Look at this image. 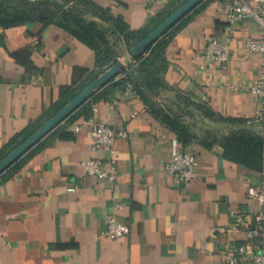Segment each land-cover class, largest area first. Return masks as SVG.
Segmentation results:
<instances>
[{"label":"crops","instance_id":"0c3cea01","mask_svg":"<svg viewBox=\"0 0 264 264\" xmlns=\"http://www.w3.org/2000/svg\"><path fill=\"white\" fill-rule=\"evenodd\" d=\"M90 1L100 8L84 12L85 30L102 35L96 48L70 21L0 26V158L113 59L138 67L126 34L150 30L187 0ZM226 1L200 3L164 35L151 73L137 68L127 89L118 75L0 176V264H223L228 244L261 248L264 200L248 190L264 193L262 105L250 89L264 53L243 46L264 33L253 19L230 23ZM229 36L232 60L209 61L208 43ZM96 122L129 133L116 144L115 180L82 164L110 157L93 150ZM175 142L199 159L190 186L165 169ZM113 215L128 235L104 234ZM248 227L259 234L249 238Z\"/></svg>","mask_w":264,"mask_h":264},{"label":"built area","instance_id":"2783aa9c","mask_svg":"<svg viewBox=\"0 0 264 264\" xmlns=\"http://www.w3.org/2000/svg\"><path fill=\"white\" fill-rule=\"evenodd\" d=\"M225 8L230 23L236 24L253 19L262 26L264 33V0H227ZM230 41L231 36L228 37L227 42L211 40L206 48V58L226 66L234 55ZM243 51L246 55L264 53V40L247 39L244 42ZM119 76L126 77V73H120ZM131 88L130 86V90H132ZM250 89L260 98L262 105L256 118L264 122V63L260 76L251 84ZM136 115L137 113H134L133 116ZM128 136L129 133L125 130H117L103 122L94 123L92 128L93 150L99 151L103 147H107L110 150V157L106 161L101 158L83 161L82 164L86 172L101 180H115L119 174L116 144L120 138H127ZM198 166L199 159L196 154L187 150H179L175 142L171 157L165 164V169L174 175L178 183L183 186H190L197 176ZM70 190H74V188ZM248 196L252 199L264 200V193L255 186L249 187ZM258 219L263 220V217L258 216ZM129 232L130 225L121 222L113 215L108 220L104 234L111 239H118L128 235ZM246 233L249 238H253L259 234V231L248 227ZM248 262L264 264V243L258 251H254L251 246L244 244L239 246L228 244V253L223 264H248Z\"/></svg>","mask_w":264,"mask_h":264},{"label":"trees","instance_id":"16d2710c","mask_svg":"<svg viewBox=\"0 0 264 264\" xmlns=\"http://www.w3.org/2000/svg\"><path fill=\"white\" fill-rule=\"evenodd\" d=\"M38 0H0V26L8 27L12 25H19V24H25L30 22H42L45 26L50 25L51 23L63 21L65 22H72L76 27L79 28L76 33L80 34L86 42H88L93 47H97V38H101L102 35L99 33H92L85 30V19H84V12L92 10L94 12H99L100 8L96 6L92 1L90 0H47L49 4H57V3H63L64 6L70 7V10H67L63 15L59 17L56 16V14H52L50 11H38V8L36 7ZM42 1V0H41ZM39 2V1H38ZM183 5V4H182ZM180 7V6H179ZM162 21H159L153 28L150 30H146L143 32H139L138 34H126L127 38L131 40V44L129 46V50L135 46L139 41H141L146 35H148L152 30H154ZM122 29V28H121ZM124 31L123 29L121 30ZM166 36H163L160 40L156 42V45L153 48L152 56L142 59V56H139L135 60L137 61L138 67L132 68L130 66V69H127L126 67L123 68L121 73H126V77H122L118 84L124 85L126 89L129 87V85L133 82L132 81V72L135 70H138L142 72L143 74L150 72L153 64V54L160 55L161 51L165 49L167 46L168 40L165 39ZM152 47V46H151ZM150 47V48H151ZM149 48V49H150ZM157 51L160 53H157ZM156 58V57H155ZM119 59H113L112 62L104 68L101 72L103 73L108 68H110L113 64H115ZM99 76V75H98ZM98 76L93 77L90 82L94 81ZM137 85H134V90H136ZM35 131V130H34ZM34 131L30 132L24 139L29 137ZM235 137V135H234ZM233 136L229 139L231 142L234 138ZM264 146V141L262 142ZM5 156L0 158V161L3 160ZM258 159L255 156V160L251 161V163L257 165Z\"/></svg>","mask_w":264,"mask_h":264},{"label":"water","instance_id":"95a60500","mask_svg":"<svg viewBox=\"0 0 264 264\" xmlns=\"http://www.w3.org/2000/svg\"><path fill=\"white\" fill-rule=\"evenodd\" d=\"M204 0H187L174 13L162 21L154 30L129 50L133 59L145 54L147 50L160 40L172 27L181 21L188 13L195 9ZM125 67L122 60H118L94 81L80 91L61 110L41 125L23 143L17 146L8 156L0 161V176L11 168L20 158L29 152L40 140L52 132L60 123L81 107L89 98L114 80Z\"/></svg>","mask_w":264,"mask_h":264},{"label":"rangeland","instance_id":"374dc122","mask_svg":"<svg viewBox=\"0 0 264 264\" xmlns=\"http://www.w3.org/2000/svg\"><path fill=\"white\" fill-rule=\"evenodd\" d=\"M39 1V2H38ZM36 7L38 8V11H50L52 14H56V16L63 15L67 10H70V7L64 6L63 3H57V4H49L47 0H38Z\"/></svg>","mask_w":264,"mask_h":264}]
</instances>
